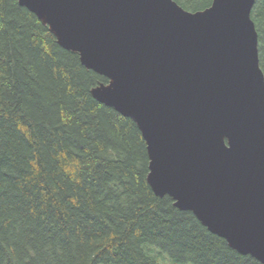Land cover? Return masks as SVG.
Masks as SVG:
<instances>
[{
	"label": "trees",
	"instance_id": "obj_1",
	"mask_svg": "<svg viewBox=\"0 0 264 264\" xmlns=\"http://www.w3.org/2000/svg\"><path fill=\"white\" fill-rule=\"evenodd\" d=\"M250 19L264 76V0ZM108 83L0 0V264H261L153 193L136 123L92 96Z\"/></svg>",
	"mask_w": 264,
	"mask_h": 264
},
{
	"label": "water",
	"instance_id": "obj_2",
	"mask_svg": "<svg viewBox=\"0 0 264 264\" xmlns=\"http://www.w3.org/2000/svg\"><path fill=\"white\" fill-rule=\"evenodd\" d=\"M255 0H18L109 80L92 90L132 119L147 181L241 255L264 264V76Z\"/></svg>",
	"mask_w": 264,
	"mask_h": 264
}]
</instances>
